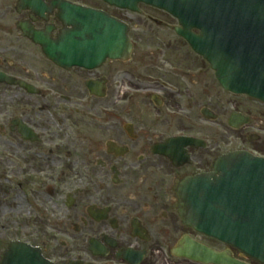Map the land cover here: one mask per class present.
<instances>
[{"label":"flooded vegetation","instance_id":"obj_1","mask_svg":"<svg viewBox=\"0 0 264 264\" xmlns=\"http://www.w3.org/2000/svg\"><path fill=\"white\" fill-rule=\"evenodd\" d=\"M65 2L125 22L134 43L164 44L150 30L163 27L183 46L58 67L43 50L53 41L62 47L72 29ZM138 10L100 0H0V73L12 79L0 83V263L14 249L51 264H264L186 226L178 193L224 155L264 157V121L247 113L246 127L231 128L239 96L223 92L176 36L174 18ZM182 137L197 142L175 140ZM203 252L220 258L205 263Z\"/></svg>","mask_w":264,"mask_h":264},{"label":"water","instance_id":"obj_2","mask_svg":"<svg viewBox=\"0 0 264 264\" xmlns=\"http://www.w3.org/2000/svg\"><path fill=\"white\" fill-rule=\"evenodd\" d=\"M104 1L128 10L144 2L168 12L182 27L177 34L211 65L225 91L264 103V0ZM77 14L93 18L96 28L90 43L85 38L88 32L81 28L83 19L73 17ZM65 23L73 28L64 37L63 56L55 44L45 52L53 63L88 67L104 58H129L131 44L124 24L73 7L66 11ZM192 28L200 34L193 35ZM111 47L117 49L103 51ZM235 121L239 126L247 123L238 114L231 117L230 124ZM179 195V213L187 226L264 261V159L246 152L225 156L217 161L212 174L183 182ZM13 255L2 264H36L28 257Z\"/></svg>","mask_w":264,"mask_h":264},{"label":"rangeland","instance_id":"obj_3","mask_svg":"<svg viewBox=\"0 0 264 264\" xmlns=\"http://www.w3.org/2000/svg\"><path fill=\"white\" fill-rule=\"evenodd\" d=\"M151 32L153 34H161L162 37H163V40H164V47H179V46H183L181 43H179L178 40H176V38H172L171 36L170 37H165L166 35H163V34H166L167 31L169 29L167 28H163V27H160V28H157V27H152L150 28ZM167 30V31H166ZM158 39L157 38H154V37H147V38H140V39H136L135 40V47H136V50H141V49H148V50H152L153 46H157V45H161V43L158 44ZM161 45V46H162ZM224 96V104L226 105V103L228 104L227 101L231 100L229 97L226 96V94H223ZM237 103L239 104V109H240V112L244 113V114H249V117L251 119H256L257 121H260V120H263L264 121V108L260 107V106H256L255 102L247 99V98H243V97H240L238 100H237ZM246 131H249L251 130V128H247L245 129ZM242 135V133H240ZM242 137V136H240ZM242 139L240 140V146L243 145L242 143Z\"/></svg>","mask_w":264,"mask_h":264}]
</instances>
